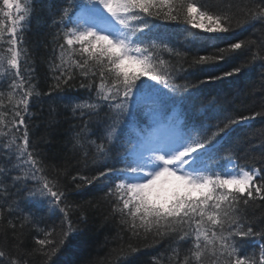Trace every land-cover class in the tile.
Instances as JSON below:
<instances>
[{"label":"snow or ice","instance_id":"1","mask_svg":"<svg viewBox=\"0 0 264 264\" xmlns=\"http://www.w3.org/2000/svg\"><path fill=\"white\" fill-rule=\"evenodd\" d=\"M42 7V0H0V264H31L37 256L54 264L87 224L79 206L72 219L61 180L68 169L49 175L32 138V109L43 97L52 113L59 103L78 121L67 143L78 164L95 168L71 182L76 189L104 184L110 215L129 234L128 242L117 234L105 264H127L141 250L132 238L167 242L152 264H264V221L247 215L250 204L264 202V152L253 155L251 144L241 151L257 135L245 129L264 119V103L237 107L233 93L201 87L257 63L264 70V0H58L46 21L55 30L47 92L24 35ZM157 20L184 25L186 43L178 47ZM249 28L251 37L216 43ZM77 79L84 97L66 93ZM258 134L264 138V128ZM57 212L58 227H39ZM25 227L42 233L30 251Z\"/></svg>","mask_w":264,"mask_h":264},{"label":"trees","instance_id":"2","mask_svg":"<svg viewBox=\"0 0 264 264\" xmlns=\"http://www.w3.org/2000/svg\"><path fill=\"white\" fill-rule=\"evenodd\" d=\"M58 0H42V10H39V19H33L25 31L26 46L29 48L31 58L33 60V67L35 68V77L39 82V87L42 92L48 91V86L51 83V74L48 68L49 57L52 55V35L54 29L47 26L50 23L48 17L49 7L56 4ZM212 4H220L223 0H209ZM161 26V30L166 32L172 40L177 41V46L184 42V35H178V27L170 22L155 21ZM260 25L256 26V35L259 36L258 31ZM195 31V30H194ZM253 29L232 33L222 34L224 39L216 41V43L224 46L228 42H235L236 39H245L252 36ZM204 36L212 34H203ZM178 36V37H177ZM183 50V49H181ZM166 55V54H165ZM250 55V53H248ZM244 57H240L243 59ZM231 61L229 63L221 64L217 71L230 70ZM187 67V64L184 65ZM193 69H190L192 71ZM79 79L72 83L76 85L75 88L66 89V93L72 96L84 97L85 91L79 89ZM183 82V81H180ZM205 92H215L222 89L223 92H231L234 95L230 97L235 101L237 107H247L248 109L259 110L262 103H264V70L261 69L259 63L251 68L245 70L238 76L226 78L223 82H216L215 84L201 85ZM50 101L47 97H43L40 104L33 107V111L38 115L33 118L32 124L35 125L32 132L33 140L39 141V147L45 154V163L48 165L49 175H54L53 169L67 168L69 171L68 177H61L64 184L67 185V199L68 203L73 207L71 209L72 219L75 221L79 215V211L86 213L88 220L87 224H80L79 231L69 239V242L64 249L54 258V264H105V258L108 256L110 250L116 245V237L119 233L128 242L129 234L120 232L118 221L110 215V204L104 198V193L107 190L104 184L97 183L92 186H85L76 189L74 183L71 182V176L78 171L83 175L93 174L95 168L89 164L88 168H83L81 164L77 163V158L71 152V145L67 143L71 135V125L78 121H74L70 112L66 110L63 105L55 104L56 112L50 111ZM55 117V123L49 125V120ZM261 128H264V119L257 117L252 122L251 129H245V133H257L251 136L247 144L242 145L241 151L248 147V144L254 145L252 154L259 156L264 152V138L258 133ZM43 138V139H40ZM223 163V162H222ZM76 206H79V211ZM247 215L257 222L264 221V202L256 201L250 204L247 208ZM62 214L56 213L53 216L44 215L39 223L41 229L51 227H58L60 224ZM105 217H108L105 220ZM40 235L34 229L25 227L24 240L27 250H31L35 246L33 236ZM3 242V236L0 235V243ZM131 243L138 246L141 250L133 255L127 264H152L154 257L166 252L167 242L157 246H148L151 241L137 240L132 238ZM260 239L253 238L247 242L249 249L259 244ZM12 243L9 238L8 244ZM42 257H33L31 264H41ZM111 264H118L115 258H112Z\"/></svg>","mask_w":264,"mask_h":264},{"label":"bare ground","instance_id":"3","mask_svg":"<svg viewBox=\"0 0 264 264\" xmlns=\"http://www.w3.org/2000/svg\"><path fill=\"white\" fill-rule=\"evenodd\" d=\"M183 27H185L184 25H180L179 27H178V35H182L183 33L181 32V29L183 28ZM184 35V34H183ZM178 37V36H177Z\"/></svg>","mask_w":264,"mask_h":264}]
</instances>
